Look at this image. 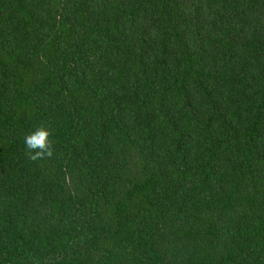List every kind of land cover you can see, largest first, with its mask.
Segmentation results:
<instances>
[{
	"label": "trees",
	"instance_id": "trees-1",
	"mask_svg": "<svg viewBox=\"0 0 264 264\" xmlns=\"http://www.w3.org/2000/svg\"><path fill=\"white\" fill-rule=\"evenodd\" d=\"M0 264H264V0H0Z\"/></svg>",
	"mask_w": 264,
	"mask_h": 264
},
{
	"label": "clouds",
	"instance_id": "clouds-1",
	"mask_svg": "<svg viewBox=\"0 0 264 264\" xmlns=\"http://www.w3.org/2000/svg\"><path fill=\"white\" fill-rule=\"evenodd\" d=\"M50 136L51 132L45 127H39L25 135V154L30 161L35 162L52 157L54 141L49 139Z\"/></svg>",
	"mask_w": 264,
	"mask_h": 264
}]
</instances>
